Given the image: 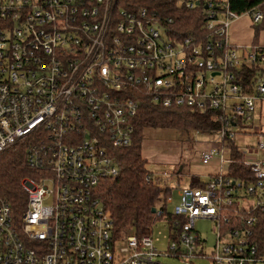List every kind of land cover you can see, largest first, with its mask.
Returning a JSON list of instances; mask_svg holds the SVG:
<instances>
[{
  "label": "built area",
  "instance_id": "1",
  "mask_svg": "<svg viewBox=\"0 0 264 264\" xmlns=\"http://www.w3.org/2000/svg\"><path fill=\"white\" fill-rule=\"evenodd\" d=\"M179 1L199 12L183 38L142 0H0V152L27 137L34 170L21 181L20 214L0 194V264L191 262L206 257L198 219L214 222L212 264H264V43L229 36L234 20L246 13L260 24L263 13L235 12L229 0ZM144 97L217 114L215 143L198 156L217 171L179 188L165 251L151 232L114 236L95 195L118 172L114 154L131 143ZM238 134L255 144L240 145Z\"/></svg>",
  "mask_w": 264,
  "mask_h": 264
},
{
  "label": "trees",
  "instance_id": "2",
  "mask_svg": "<svg viewBox=\"0 0 264 264\" xmlns=\"http://www.w3.org/2000/svg\"><path fill=\"white\" fill-rule=\"evenodd\" d=\"M138 1V0H137ZM144 5L156 9L161 16L172 17L171 35L183 38L194 34L199 20V12L183 6L179 0H142L138 6ZM230 8L235 12H245L249 9H259L263 13L261 25L264 27V0H229ZM134 122L135 133L127 148L120 149L115 156L118 172L102 181L96 191V197L102 206L110 213L114 236L123 237L126 232L135 230L143 236L151 232L152 222L164 218L166 224L176 220L169 211L166 198L172 194V189L160 185L152 178L146 168L147 159L142 156L143 135L145 128H176L179 130H199L214 134L218 130L217 114L215 112L200 113L192 108L180 106L165 107L144 97ZM30 139L23 137L0 152V194L9 201L15 213L20 214L26 204V193L21 190L23 177L33 176L34 170L25 161L26 146ZM233 156H238L236 144L231 142ZM233 176H241L246 172L240 164L232 165ZM150 176L147 180L146 177ZM155 209V212L152 210ZM161 211L156 217V212ZM258 224L264 225V217L257 215Z\"/></svg>",
  "mask_w": 264,
  "mask_h": 264
},
{
  "label": "rangeland",
  "instance_id": "3",
  "mask_svg": "<svg viewBox=\"0 0 264 264\" xmlns=\"http://www.w3.org/2000/svg\"><path fill=\"white\" fill-rule=\"evenodd\" d=\"M229 36L232 43L237 44H261L264 43V27L254 24L249 14H244L234 20L229 27ZM253 125L259 122L262 114L263 102H256ZM249 123V122H248ZM243 123V125H248ZM216 136L208 133H194L192 130L184 131L176 128H145L142 143V156L147 159L146 168L152 174V178L160 185L172 189V203L168 204L169 211H173L178 202L179 188L186 187L191 177L200 175L207 178L208 173L217 171L214 164H202L198 158L203 148L211 147L215 143ZM237 142L244 146L255 144V136L236 137ZM214 222L211 219H198L195 229L201 239H204L203 248L206 254L204 258H193L191 262H182L170 256L161 255L160 264H212L209 255L216 241ZM151 235L154 245L159 251H165L170 244L169 228L164 218H157L152 222Z\"/></svg>",
  "mask_w": 264,
  "mask_h": 264
},
{
  "label": "water",
  "instance_id": "4",
  "mask_svg": "<svg viewBox=\"0 0 264 264\" xmlns=\"http://www.w3.org/2000/svg\"><path fill=\"white\" fill-rule=\"evenodd\" d=\"M101 204H102V203H101ZM152 212H155V209H153Z\"/></svg>",
  "mask_w": 264,
  "mask_h": 264
}]
</instances>
